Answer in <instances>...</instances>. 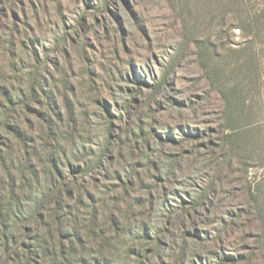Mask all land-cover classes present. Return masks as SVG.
I'll return each instance as SVG.
<instances>
[{"label": "rangeland", "instance_id": "rangeland-1", "mask_svg": "<svg viewBox=\"0 0 264 264\" xmlns=\"http://www.w3.org/2000/svg\"><path fill=\"white\" fill-rule=\"evenodd\" d=\"M190 2L0 0V87L26 93L47 75L42 112L8 114L32 136L30 167L0 124V195L29 206L55 149L81 234L65 264H264V0ZM205 37L227 67L230 47L252 48L240 156L200 65Z\"/></svg>", "mask_w": 264, "mask_h": 264}, {"label": "trees", "instance_id": "trees-1", "mask_svg": "<svg viewBox=\"0 0 264 264\" xmlns=\"http://www.w3.org/2000/svg\"><path fill=\"white\" fill-rule=\"evenodd\" d=\"M185 2L190 6V0H185ZM247 26L239 24L236 28L244 33ZM195 44L200 65L209 80L219 86L218 89L224 103L227 132L223 143L228 147L231 157L240 156L239 152L244 149L241 134L247 126L241 127L238 122L243 115L247 114L244 110L247 105L244 90L247 87V78L256 66L251 45L245 43L230 47L223 59L231 56L235 58V62L227 67L221 59V54L215 49V42L210 40V37L196 39ZM35 75L30 76V87L26 93L17 94L12 88L4 85L0 87L4 102L0 124L18 139L20 148L27 156L24 166L29 167L32 161L28 156L31 154L28 142L32 141V136L21 124L13 123L8 118V114L15 112L19 105H22L24 110L42 112L37 107H32V102L36 101L40 94H45L44 82L47 75L44 73L39 77ZM44 121L48 133V137L45 138L49 139L57 134V127L53 129L49 118H44ZM107 133L111 135L112 125L108 127ZM109 148V141H107L101 151L102 156L109 151ZM54 152L55 149L51 148L46 154V159L51 162L52 167L44 172L43 183L39 179L38 172H35V178L40 182L34 196L30 198L29 206H12L14 196L12 190L6 195H0V264H48V262L65 264L71 260V252L75 248L76 240L79 244L81 242V234L72 223L69 209L66 210L69 200L74 195L76 182L66 181L62 177L63 171L59 167L60 159L55 157ZM1 156L2 151L0 150V159L3 161ZM98 162L99 159L95 166ZM99 165L101 164L97 166ZM92 166L86 170L93 168ZM52 229L55 231L52 232ZM51 234L57 237L47 241L46 237Z\"/></svg>", "mask_w": 264, "mask_h": 264}]
</instances>
